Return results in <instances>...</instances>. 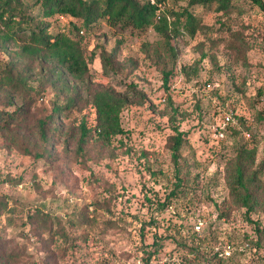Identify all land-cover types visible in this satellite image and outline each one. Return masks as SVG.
Here are the masks:
<instances>
[{
  "label": "rangeland",
  "instance_id": "374dc122",
  "mask_svg": "<svg viewBox=\"0 0 264 264\" xmlns=\"http://www.w3.org/2000/svg\"><path fill=\"white\" fill-rule=\"evenodd\" d=\"M14 1L48 20L49 33L74 35L69 17L45 16L36 0ZM160 6L145 28L103 19L88 30L82 45L96 57L86 83L71 82L78 100L68 117L53 115L67 94L46 82L52 66L22 49L28 32L6 40L0 23V113L17 112L0 130V201L10 197L0 214V264H206L214 256L264 264V199L248 214L225 182L243 148H255L264 182V14L236 0L224 10L191 0ZM165 14L178 28L170 40L177 56L155 28ZM98 86L127 98L124 132L110 141L93 135ZM228 110L233 121L224 124ZM84 120L90 133L80 147ZM176 128L186 134L178 161L187 190L161 205L176 181ZM36 208L60 218L68 238L35 229L27 214ZM82 209L91 220L73 226L70 215Z\"/></svg>",
  "mask_w": 264,
  "mask_h": 264
},
{
  "label": "trees",
  "instance_id": "16d2710c",
  "mask_svg": "<svg viewBox=\"0 0 264 264\" xmlns=\"http://www.w3.org/2000/svg\"><path fill=\"white\" fill-rule=\"evenodd\" d=\"M36 0L43 7L45 16L62 15L70 18V28L73 36L65 32L51 34L48 32L50 22L48 20H36L37 16L32 14L28 9V4H20L14 0H0V23L6 29L2 37L6 40L15 37L19 32H28L29 41L23 44L24 52L33 59L42 58L52 67L49 74L53 80L50 82L55 90H61L67 94L64 103L54 104V117H68L72 108L77 105L78 96L73 92L72 81L77 83H86L89 74V63L96 57V51H88L82 45V39L88 34L89 29L100 23L101 20L107 21L110 26H120L123 28H145L154 24V18L157 11L161 9L160 2L164 0ZM234 0H191V3H200L202 5L218 4L217 8L224 10L233 5ZM247 1L252 6L259 8L264 14V0H236ZM182 15L186 17V21L190 26V31H195V20L188 8H184ZM179 22L180 18L178 17ZM176 23L169 21L165 14L160 17L155 28L165 38L170 53L177 56L175 47L171 44ZM83 31V32H81ZM102 60L108 64L110 58L102 53ZM173 72H164V79L168 81ZM41 87H44L42 84ZM91 90V89H90ZM259 94H264V88L259 89ZM91 103L96 111V123L93 128L94 134L98 139L110 141L112 137L124 132L121 123V113L127 104V98L109 90L106 87H95L91 90ZM177 112V108H175ZM3 113V114H2ZM259 119H264V108L258 112ZM4 120L0 124V130H4L8 125L12 124L17 117V112L4 111L0 113ZM81 134L79 137L80 147L89 135L90 130L85 120L81 123ZM177 134L172 146V157L176 165V181L171 192L161 205L168 203L171 196H178L185 193L187 188L184 186L185 178L180 177L181 166L178 161V152L183 146L186 138L185 133L176 128ZM256 159V150L243 148L232 164L227 168L226 180L231 197L235 203L247 208L248 214L254 211V208L264 199V182L259 178V172L263 167L254 168ZM232 167V168H231ZM20 179L15 182L18 183ZM5 201H0V214L8 207L9 196L3 197ZM27 218L33 224L35 229L47 233V237L53 239L55 235H60L65 239L68 238V232L60 218H54L49 212H45L36 208L33 212H28ZM91 220V216L87 214L85 209L72 213L69 221L73 226L84 225ZM56 225V228H54ZM158 245L157 242L154 243ZM158 247V246H157ZM190 251H198L197 246H190ZM158 251V248L152 252H148L151 257ZM10 257L15 254L13 250L9 252ZM216 256L207 260L206 264H227L231 260L219 261ZM232 264H238L237 261Z\"/></svg>",
  "mask_w": 264,
  "mask_h": 264
},
{
  "label": "built area",
  "instance_id": "2783aa9c",
  "mask_svg": "<svg viewBox=\"0 0 264 264\" xmlns=\"http://www.w3.org/2000/svg\"><path fill=\"white\" fill-rule=\"evenodd\" d=\"M152 2H155L154 0H151ZM159 11V10H158ZM83 32V31H81ZM223 118H224V124H229L231 121H233V112L231 110H228L226 112H224L223 114ZM218 134L223 137L224 136V132L223 129L220 127L217 129Z\"/></svg>",
  "mask_w": 264,
  "mask_h": 264
}]
</instances>
